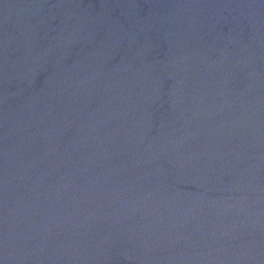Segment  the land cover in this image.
<instances>
[{
    "label": "water",
    "instance_id": "1",
    "mask_svg": "<svg viewBox=\"0 0 264 264\" xmlns=\"http://www.w3.org/2000/svg\"><path fill=\"white\" fill-rule=\"evenodd\" d=\"M0 264H264V0H0Z\"/></svg>",
    "mask_w": 264,
    "mask_h": 264
}]
</instances>
